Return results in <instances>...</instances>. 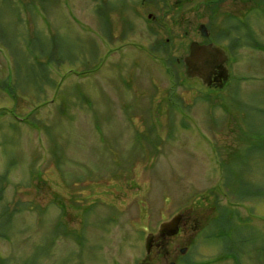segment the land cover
I'll return each mask as SVG.
<instances>
[{
	"label": "rangeland",
	"instance_id": "374dc122",
	"mask_svg": "<svg viewBox=\"0 0 264 264\" xmlns=\"http://www.w3.org/2000/svg\"><path fill=\"white\" fill-rule=\"evenodd\" d=\"M141 1L0 0V264H264V0ZM200 24L220 89L147 55Z\"/></svg>",
	"mask_w": 264,
	"mask_h": 264
},
{
	"label": "water",
	"instance_id": "95a60500",
	"mask_svg": "<svg viewBox=\"0 0 264 264\" xmlns=\"http://www.w3.org/2000/svg\"><path fill=\"white\" fill-rule=\"evenodd\" d=\"M227 60V53L220 47L216 45H200L194 42L191 44L189 56L185 58L187 64L186 75L189 78L199 79L205 86H211L213 81L228 79V68L225 66ZM216 69L220 71L219 78H214L215 80H213ZM182 219V214H176L171 219L162 222L159 226L161 236L172 237L177 235ZM153 239L152 234L146 237L145 248L147 253L151 251Z\"/></svg>",
	"mask_w": 264,
	"mask_h": 264
},
{
	"label": "flooded vegetation",
	"instance_id": "af4514ba",
	"mask_svg": "<svg viewBox=\"0 0 264 264\" xmlns=\"http://www.w3.org/2000/svg\"><path fill=\"white\" fill-rule=\"evenodd\" d=\"M157 2H159L160 4L158 5H166L168 3V0H156ZM157 4V3H156ZM151 15V18H150V21L152 23V21L154 19L153 18V14H149V17ZM157 19V18H156ZM158 26V25H156ZM198 35H199V40H194V41H198L200 44H211V43H217V39H215V37L211 38V29L207 26V29L205 30H202V28H198ZM157 32V29L156 28H150L149 29V34L150 35H154L155 33ZM169 40L170 38H166V42L169 43ZM173 42L171 43V47H168V45L164 42H159V43H156L155 46V53L152 54L154 58H157V57H160L161 58V61H162V65L163 66H167V70H171V66H175L177 68L175 69H180L184 63V57H179V56H176L174 58V48L172 46ZM219 44V43H218ZM159 52V53H158ZM161 54V55H160ZM229 64V61L227 63H225V66H228ZM219 74H220V71L218 69H216V72L215 74L213 75V80H215L214 78H219ZM227 81H213V84H212V88H215V87H219L218 84H222V86L226 83ZM182 230V228H181ZM180 230V232H181ZM169 239H172L170 237H161L160 235L155 237V240H154V246H159L162 242H167V240Z\"/></svg>",
	"mask_w": 264,
	"mask_h": 264
},
{
	"label": "trees",
	"instance_id": "16d2710c",
	"mask_svg": "<svg viewBox=\"0 0 264 264\" xmlns=\"http://www.w3.org/2000/svg\"><path fill=\"white\" fill-rule=\"evenodd\" d=\"M241 131H243V130L241 129ZM235 161H237V160H235ZM235 161H234V162H235Z\"/></svg>",
	"mask_w": 264,
	"mask_h": 264
}]
</instances>
